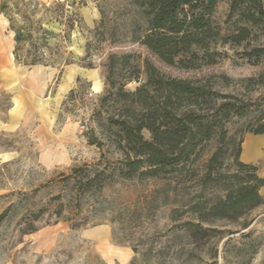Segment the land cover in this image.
Segmentation results:
<instances>
[{
  "label": "rangeland",
  "instance_id": "374dc122",
  "mask_svg": "<svg viewBox=\"0 0 264 264\" xmlns=\"http://www.w3.org/2000/svg\"><path fill=\"white\" fill-rule=\"evenodd\" d=\"M76 2L84 3L79 8L83 29L74 30L67 49L71 55L65 56L73 64L63 69L62 65H17L12 56L14 35L0 15V213L11 204L18 205L0 229V264H105L95 244L84 236L86 230L98 226L107 227L112 244L133 252L129 264H264V205L238 222L204 224L211 229L205 236L183 231V223L190 219L185 212L201 197L212 199L217 191L215 182L203 183L208 171L213 172L214 181L230 183L238 159L257 165L264 176V138H251L249 133L264 124V56H247L264 49V29L251 28L250 38L241 45L223 44L222 38L234 34L242 23L238 16L229 20L231 0H220L211 16L219 36L207 39L206 49H196L198 68L184 69L168 66L136 41L146 30V20L135 0ZM87 44H91L88 57ZM206 51L215 60L213 64H207ZM111 54L139 55L141 68L144 59H149L168 77L200 83L216 94L205 109L232 102L236 110L178 172L120 179L117 169L124 156L108 122L109 115H117L120 108L102 103L109 90L106 78ZM4 63L7 66L1 68ZM141 78L146 80L143 68ZM94 80L101 83L100 92L94 90ZM139 85L131 83L126 89L135 91ZM215 153H219L218 161L209 166ZM86 166L92 173L105 171L104 189L78 202L76 185L65 178L73 169ZM261 195L264 198V191ZM29 205L34 209L64 205L65 217L69 205H82L80 217H88L89 224L77 231L63 220L47 226L44 236L32 239L53 238L56 245L46 253L34 254L26 236L20 245L15 243L18 237L12 239ZM174 209H180L182 216H175ZM48 220L45 216L42 224ZM244 225L249 227L244 229Z\"/></svg>",
  "mask_w": 264,
  "mask_h": 264
},
{
  "label": "trees",
  "instance_id": "16d2710c",
  "mask_svg": "<svg viewBox=\"0 0 264 264\" xmlns=\"http://www.w3.org/2000/svg\"><path fill=\"white\" fill-rule=\"evenodd\" d=\"M135 2L146 20V30L136 41L168 66L198 68L195 62L200 58L196 49H204L207 39L219 36L214 32L211 16L220 0ZM80 5L84 3H77L76 0L54 1L51 4L41 0H1L0 15L7 20L9 31L14 35L15 63L26 67L62 65V69L73 64L65 56L71 55L67 49L74 30L83 29ZM235 16L240 18L242 25L234 34L222 38L225 45H241L250 38L251 28L264 29V0H231L229 20ZM56 26L58 31L55 30ZM98 28L96 33L99 32ZM90 51L91 44H87L86 57ZM206 52L205 56L210 59L207 64H213L215 60L211 53ZM247 56L260 59L264 56V49H255ZM137 59H141V56L109 55L106 78L109 90L102 100L103 104L111 102L120 108L117 115H109L108 122L118 138L117 149L124 156V160L118 164L117 176L125 180L158 178L167 171L178 172L193 156H197V149L210 141L216 129L229 121L236 110L232 102L205 109L204 106L216 97L213 91L197 82L168 77L149 59L143 61L142 68L146 76V80H143L142 68ZM131 83L140 85L135 91H129L126 86ZM249 133L264 135V124ZM241 148L238 155L241 154ZM218 157L219 153H215L209 166L217 162ZM235 167V175L230 183L222 182L221 179L214 181L213 172L208 171L203 183L207 185L210 181L215 182L217 191L212 199L202 200L201 197L194 207L185 212L190 215V219L183 223L185 233L205 236L211 229L203 227L204 224L210 225L215 221L238 222L264 205L261 195L264 176L259 174V167L238 159ZM104 174L105 171L92 173L86 166L73 169L65 180L73 181L76 185L75 196L80 202L82 197L103 191L101 179ZM60 198L55 197L53 200ZM177 204L180 205L179 202ZM17 208L18 205L11 204L0 213V229L17 212ZM68 210L69 216L65 217L64 205L28 209L16 224L12 239L18 237L15 243L23 244L25 236L56 225L61 220L68 222L73 231L88 226L89 218L80 217L82 205H69ZM180 213V209L173 211L175 216ZM45 216H49V220L42 224ZM248 227L244 225V229Z\"/></svg>",
  "mask_w": 264,
  "mask_h": 264
},
{
  "label": "crops",
  "instance_id": "0c3cea01",
  "mask_svg": "<svg viewBox=\"0 0 264 264\" xmlns=\"http://www.w3.org/2000/svg\"><path fill=\"white\" fill-rule=\"evenodd\" d=\"M3 19L7 22V20L4 17H3ZM7 24H8V22H7ZM12 56L14 57L13 54H12ZM6 66H7V64L4 63L1 66V68L6 67ZM3 72H1V73H3ZM4 76H5L4 78H6V74ZM68 80H67V83H68ZM65 86H66V84H63L61 90H63V87L65 88ZM93 87H94V90H96L97 92L98 91L100 92L101 83L94 80ZM254 137L264 138V135H260V136H254L253 135L251 138H254ZM249 145L250 144L248 141L247 143H245V145L243 144V148L246 149V147ZM262 191H264V187L261 189V192ZM47 230H48V227L41 229L40 231H38L35 234L26 236V240L31 242V244L33 245L34 254L35 253H37V254L42 253L43 254V253H46L47 251H49L55 247L56 239H53V238L43 239L44 237H42L43 240H40V242L35 240V239H32L34 237L36 238V236H40V234L44 236V234L47 232ZM84 234H85L84 236L86 239H88L89 241H92L95 244L96 249H97L98 253L101 255V258L103 259L105 264H129L130 261L132 260L133 256H134L133 252L130 249L125 248V247L120 248V247H117L114 244H112L111 239H110V233H109L107 227H105V226H98L96 228L86 230ZM30 240H33V241H30Z\"/></svg>",
  "mask_w": 264,
  "mask_h": 264
}]
</instances>
